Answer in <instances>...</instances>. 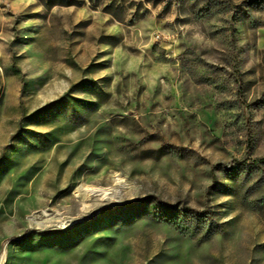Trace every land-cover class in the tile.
Listing matches in <instances>:
<instances>
[{"label":"rangeland","instance_id":"374dc122","mask_svg":"<svg viewBox=\"0 0 264 264\" xmlns=\"http://www.w3.org/2000/svg\"><path fill=\"white\" fill-rule=\"evenodd\" d=\"M254 158L264 0H0V264H264Z\"/></svg>","mask_w":264,"mask_h":264},{"label":"trees","instance_id":"16d2710c","mask_svg":"<svg viewBox=\"0 0 264 264\" xmlns=\"http://www.w3.org/2000/svg\"><path fill=\"white\" fill-rule=\"evenodd\" d=\"M253 162H254V163H264V158H254V159H253ZM185 210H186L187 212H190V213L196 215V213H195L194 211H191V210H189L188 208L185 209Z\"/></svg>","mask_w":264,"mask_h":264}]
</instances>
